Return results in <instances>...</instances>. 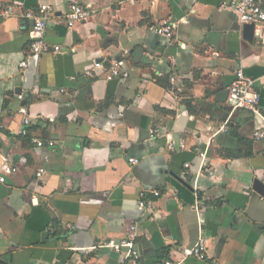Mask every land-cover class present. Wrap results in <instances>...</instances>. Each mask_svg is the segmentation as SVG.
I'll return each mask as SVG.
<instances>
[{
	"label": "crops",
	"instance_id": "0c3cea01",
	"mask_svg": "<svg viewBox=\"0 0 264 264\" xmlns=\"http://www.w3.org/2000/svg\"><path fill=\"white\" fill-rule=\"evenodd\" d=\"M224 1L0 0V169L3 157L17 169L0 182V264H264L263 121L228 101L241 69L264 115V29L249 37ZM72 3L92 14L70 28ZM44 4L61 50L28 58L25 12ZM166 19L170 38L155 31ZM112 58L124 64L108 80ZM134 225L137 261L108 245ZM203 237L208 257L185 256Z\"/></svg>",
	"mask_w": 264,
	"mask_h": 264
},
{
	"label": "built area",
	"instance_id": "2783aa9c",
	"mask_svg": "<svg viewBox=\"0 0 264 264\" xmlns=\"http://www.w3.org/2000/svg\"><path fill=\"white\" fill-rule=\"evenodd\" d=\"M222 6L228 7L233 12L237 14L238 20L241 24H254L256 27L264 29V4L260 0H226L223 2ZM51 7L48 4L41 5L37 12L33 10H27L25 16L27 18L33 19V25L30 30V48L28 51V58L38 56L44 52H49L52 49L55 52L61 50L60 46H54L53 48L45 40V32L47 28V23L49 19V12ZM6 14H12V8L9 7ZM92 14V10L88 5H82L79 3H72L70 5L69 11L67 13V24L71 28L75 26L77 22H82L87 20ZM178 23L175 20L166 19L160 22L156 27L155 31L167 38L173 36ZM264 42V38L262 39ZM28 60L25 59L20 63L22 68L27 67ZM103 61H95L91 63L90 68L86 70V74L91 76L94 74V70L102 68ZM123 60L112 58L107 60V79L112 80L121 75ZM264 79V76H263ZM171 82H175L176 78L171 77ZM257 78H253L244 73L243 70H238L236 72L235 80L232 82L229 88L228 101L233 109L246 108L252 111L255 115L260 116L263 121V127L254 132V138L260 140L264 138V115L260 109L261 94L256 87ZM29 118L24 119L25 124H29ZM21 133L23 135L27 134V128L22 129ZM164 133L161 125H156L152 128L151 135L153 137H158ZM167 137V144L169 149L176 148L175 139L171 134H165ZM49 145L53 146L55 143L53 141L48 142ZM38 146H43L44 142L42 140L37 141ZM181 148H185V142L181 141ZM131 163H137L139 160L136 158H130ZM187 168L190 167L189 163L185 165ZM17 169L9 162L6 157H3L1 169H0V182H5L6 177L14 173ZM44 173V169L41 168L37 175L40 177ZM186 173L189 175L190 171L187 170ZM160 195L159 190L153 191V196L158 197ZM35 202L36 199L34 198ZM140 208L143 210H150L153 208V200L147 198L146 191L140 193ZM136 226H132V235L122 240L121 242L111 241L108 245L115 248L117 252H121L124 247L127 248L128 255L134 260L140 259V253L135 247V231ZM185 256H195L199 259H206L208 257V240L206 238H200L199 242L192 248L186 249L184 251ZM148 264V263H142ZM150 264H175L171 259H164L162 261Z\"/></svg>",
	"mask_w": 264,
	"mask_h": 264
},
{
	"label": "water",
	"instance_id": "95a60500",
	"mask_svg": "<svg viewBox=\"0 0 264 264\" xmlns=\"http://www.w3.org/2000/svg\"><path fill=\"white\" fill-rule=\"evenodd\" d=\"M245 28L247 30V32L249 33V37H253L254 33H255V29L256 26L254 24H245ZM184 185H186L187 187L191 188L190 183L188 181H186L183 178H178ZM259 188L261 189V192L264 193V188L263 186H261L260 184ZM3 264H6L5 262H2Z\"/></svg>",
	"mask_w": 264,
	"mask_h": 264
},
{
	"label": "trees",
	"instance_id": "16d2710c",
	"mask_svg": "<svg viewBox=\"0 0 264 264\" xmlns=\"http://www.w3.org/2000/svg\"><path fill=\"white\" fill-rule=\"evenodd\" d=\"M188 107H189V109H190V111H193L194 110V105L191 103V102H188ZM26 135V134H25ZM27 139H29L30 140V138H29V136L27 135V136H25ZM241 140H243V139H241Z\"/></svg>",
	"mask_w": 264,
	"mask_h": 264
}]
</instances>
